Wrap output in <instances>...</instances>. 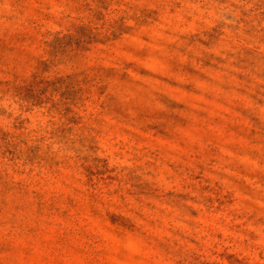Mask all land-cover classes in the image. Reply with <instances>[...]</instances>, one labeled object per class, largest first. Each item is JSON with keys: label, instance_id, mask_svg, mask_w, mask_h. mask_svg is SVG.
<instances>
[{"label": "rangeland", "instance_id": "374dc122", "mask_svg": "<svg viewBox=\"0 0 264 264\" xmlns=\"http://www.w3.org/2000/svg\"><path fill=\"white\" fill-rule=\"evenodd\" d=\"M0 264H264V0H0Z\"/></svg>", "mask_w": 264, "mask_h": 264}]
</instances>
